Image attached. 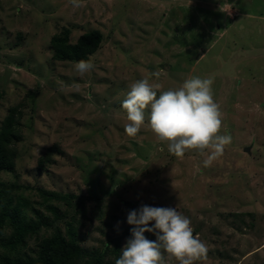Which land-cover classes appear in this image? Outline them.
<instances>
[{"label":"rangeland","instance_id":"1","mask_svg":"<svg viewBox=\"0 0 264 264\" xmlns=\"http://www.w3.org/2000/svg\"><path fill=\"white\" fill-rule=\"evenodd\" d=\"M81 3L0 0V127L16 109L18 137L14 172L0 181L26 187L17 194L23 211L48 223L38 237L75 216L85 250L122 249L132 238L129 212L174 208L208 247L196 264H264V0ZM62 29L71 43L95 30L104 37L83 76L76 62L53 60L51 39ZM193 76L214 80L222 134L232 137L207 167L198 152L171 154L147 126L136 137L124 131L122 102L134 82L159 84V95ZM39 189L74 196L70 206L54 203L63 219L54 222Z\"/></svg>","mask_w":264,"mask_h":264},{"label":"clouds","instance_id":"2","mask_svg":"<svg viewBox=\"0 0 264 264\" xmlns=\"http://www.w3.org/2000/svg\"><path fill=\"white\" fill-rule=\"evenodd\" d=\"M70 2L74 8L82 6L81 0ZM93 68L91 61L75 63L81 76ZM213 83L211 78L193 76L179 88L160 91L158 95L159 84L147 79L134 82L122 102L127 120L125 133L136 137L147 126L177 158L195 151L206 157L204 166H209L224 155L232 142L230 134H222L223 113L214 100ZM73 86L79 88L78 84ZM152 222L154 226L149 227ZM127 223L133 226L132 238L121 249L115 264H165L164 253L178 264L207 259V245L194 235L190 219L174 208L142 205L138 211L129 212ZM145 233L154 234L155 241L147 239Z\"/></svg>","mask_w":264,"mask_h":264},{"label":"trees","instance_id":"3","mask_svg":"<svg viewBox=\"0 0 264 264\" xmlns=\"http://www.w3.org/2000/svg\"><path fill=\"white\" fill-rule=\"evenodd\" d=\"M71 31L62 29L51 39L53 60L58 62L89 61L104 42L100 31L83 34L75 43L70 41ZM16 109L12 110L0 127V172L13 173L16 153L13 140H16ZM54 149L39 160V168L43 170ZM26 187L17 184H6L0 181V264H109L108 256L112 254L116 261L122 255L118 242L111 249L107 244L102 250H85L79 237L80 222L73 216L66 221L64 231L56 226L51 236L40 239L42 228L48 223L42 214H35L29 219L23 211L28 202L23 196L17 195ZM46 207L55 216V221L63 219L59 208L54 203L70 206L73 195H63L58 192L38 190ZM133 228V227H132ZM132 228L127 232L131 236ZM37 237L36 251L29 250V241ZM111 244V243H110ZM114 261V264H115Z\"/></svg>","mask_w":264,"mask_h":264},{"label":"water","instance_id":"4","mask_svg":"<svg viewBox=\"0 0 264 264\" xmlns=\"http://www.w3.org/2000/svg\"><path fill=\"white\" fill-rule=\"evenodd\" d=\"M249 151H250L249 149H246V152H248V153H249Z\"/></svg>","mask_w":264,"mask_h":264}]
</instances>
